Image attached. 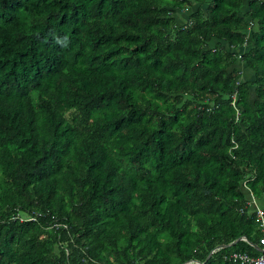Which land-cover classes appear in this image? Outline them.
Listing matches in <instances>:
<instances>
[{"label": "trees", "instance_id": "16d2710c", "mask_svg": "<svg viewBox=\"0 0 264 264\" xmlns=\"http://www.w3.org/2000/svg\"><path fill=\"white\" fill-rule=\"evenodd\" d=\"M246 192L264 0H0V264L264 256Z\"/></svg>", "mask_w": 264, "mask_h": 264}, {"label": "built area", "instance_id": "2783aa9c", "mask_svg": "<svg viewBox=\"0 0 264 264\" xmlns=\"http://www.w3.org/2000/svg\"><path fill=\"white\" fill-rule=\"evenodd\" d=\"M240 50V49H239ZM240 55L237 56V60L240 61ZM238 111L235 109V117L237 118ZM235 148V145L233 146ZM248 206L252 208L255 213L256 221L259 223L261 237L258 240L259 248L264 251V212L261 208L256 205L255 197L249 195ZM229 259L235 264H264V256H248L245 253H232L229 255Z\"/></svg>", "mask_w": 264, "mask_h": 264}, {"label": "crops", "instance_id": "0c3cea01", "mask_svg": "<svg viewBox=\"0 0 264 264\" xmlns=\"http://www.w3.org/2000/svg\"><path fill=\"white\" fill-rule=\"evenodd\" d=\"M242 10H243V12L246 10V8H245V6H243V8H242ZM237 52H241V50H237ZM236 66H237V70L239 71V67L241 68V69H243V70H241V71H239V73H241V79L243 80L244 79V77H246V78H250L251 77V73L250 72H248L246 69H244L243 68V65H242V63L240 62H238L237 61V64H236ZM234 118H235V120L237 119L235 116H234ZM247 193V197H248V201H249V195L251 194L250 192H246ZM252 195V194H251ZM253 196V195H252ZM254 197V196H253ZM248 201H247V203H248ZM255 202H256V205L259 207V208H261L262 210H263V212H264V192L259 196V197H255ZM246 203V204H247ZM250 207V206H249ZM251 208V207H250ZM252 209V208H251ZM253 211V210H252ZM253 213H254V211H253ZM254 215H255V213H254ZM256 218V217H255ZM258 226H259V223H258ZM259 230H260V227H259ZM261 233V232H260ZM242 239H244V238H242ZM232 244V243H231ZM228 245H230V244H228ZM221 246H224V245H221ZM226 246V245H225ZM220 246H218V247H216L215 249H213L210 253H209V255L212 253V252H214V251H216V250H219V249H224V248H219ZM228 247H230V246H228ZM225 248H227V247H225ZM259 248V247H258ZM260 249V248H259ZM232 253H243V252H236V251H233V252H230L229 254H227L226 256H224L223 257V259L225 260V261H228V262H231V263H234V262H232L230 259H229V255L230 254H232ZM259 253H263V252H259ZM246 254V253H245ZM248 255V254H247ZM248 256H250V255H248ZM235 264V263H234Z\"/></svg>", "mask_w": 264, "mask_h": 264}, {"label": "water", "instance_id": "95a60500", "mask_svg": "<svg viewBox=\"0 0 264 264\" xmlns=\"http://www.w3.org/2000/svg\"><path fill=\"white\" fill-rule=\"evenodd\" d=\"M240 240H244V239H242V238H238V239H236L232 244H230V245H224V246H220L219 248H225V247H228V246H231V245H233V244H235L236 242H238V241H240ZM257 248V247H256ZM257 250L259 251V252H264V251H262L261 249H259V248H257Z\"/></svg>", "mask_w": 264, "mask_h": 264}, {"label": "rangeland", "instance_id": "374dc122", "mask_svg": "<svg viewBox=\"0 0 264 264\" xmlns=\"http://www.w3.org/2000/svg\"><path fill=\"white\" fill-rule=\"evenodd\" d=\"M238 61V60H237ZM239 62V61H238ZM241 70H243V69H241L240 67H239V71H241ZM242 73V72H241Z\"/></svg>", "mask_w": 264, "mask_h": 264}]
</instances>
